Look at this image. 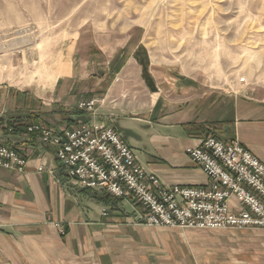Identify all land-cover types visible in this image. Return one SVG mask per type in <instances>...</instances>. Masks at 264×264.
I'll return each mask as SVG.
<instances>
[{
    "label": "crops",
    "instance_id": "obj_1",
    "mask_svg": "<svg viewBox=\"0 0 264 264\" xmlns=\"http://www.w3.org/2000/svg\"><path fill=\"white\" fill-rule=\"evenodd\" d=\"M89 51L76 42L66 47L60 71L44 91L0 81L1 131L10 119L33 123L38 116L75 111L72 107L83 100L78 56L82 64L89 63L90 57L84 59ZM175 81L162 89L148 69L149 101H120L111 112L97 108L89 122L117 129L139 163L165 187L208 185L209 177L186 148L209 134L223 141L239 139L264 162V98L196 90L188 78ZM5 134L11 145L29 153V162L24 172L0 168V264H264V246L204 245L200 238L207 231L145 225L138 201L130 198L131 210L124 199L83 188L35 134Z\"/></svg>",
    "mask_w": 264,
    "mask_h": 264
},
{
    "label": "rangeland",
    "instance_id": "obj_2",
    "mask_svg": "<svg viewBox=\"0 0 264 264\" xmlns=\"http://www.w3.org/2000/svg\"><path fill=\"white\" fill-rule=\"evenodd\" d=\"M73 42L90 48L89 63L78 56L83 100L72 107L83 115L63 111L33 123L64 130L90 123L97 108L111 112L120 101H149L148 69L162 89L188 78L196 90L264 98V0H0V81L39 92L50 88ZM88 102L92 109L81 106ZM2 131L0 141L11 145ZM27 159L25 169L29 153ZM123 199L132 210L130 198ZM169 228L207 231L200 235L204 245L264 246V228Z\"/></svg>",
    "mask_w": 264,
    "mask_h": 264
},
{
    "label": "built area",
    "instance_id": "obj_3",
    "mask_svg": "<svg viewBox=\"0 0 264 264\" xmlns=\"http://www.w3.org/2000/svg\"><path fill=\"white\" fill-rule=\"evenodd\" d=\"M81 106L92 109L93 102ZM27 130L54 149L68 176L83 188L138 201L149 227L264 228V162L237 138L223 141L211 134L186 148L209 177L207 186L165 187L113 127L80 122L59 130L35 122ZM22 150L0 141V168L25 170L28 152Z\"/></svg>",
    "mask_w": 264,
    "mask_h": 264
},
{
    "label": "trees",
    "instance_id": "obj_4",
    "mask_svg": "<svg viewBox=\"0 0 264 264\" xmlns=\"http://www.w3.org/2000/svg\"><path fill=\"white\" fill-rule=\"evenodd\" d=\"M68 112V111H67ZM72 115H78L81 116L83 115V112L80 110H75L71 113ZM70 121H75L73 118L69 119ZM0 121H2V119H0ZM9 124H7V126H3V130L5 131V133L10 134V135H21L24 132L28 133L30 135H32L33 133H29L27 130V125L30 124L29 122H27V120L25 119H14V120H10V122H8ZM13 127V129L10 131L9 128ZM5 143L9 144V141H3Z\"/></svg>",
    "mask_w": 264,
    "mask_h": 264
}]
</instances>
